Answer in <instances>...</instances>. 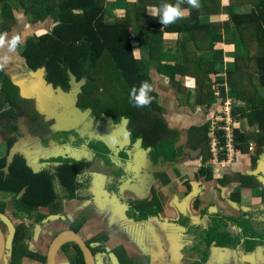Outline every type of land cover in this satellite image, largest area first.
<instances>
[{
  "label": "trees",
  "instance_id": "trees-1",
  "mask_svg": "<svg viewBox=\"0 0 264 264\" xmlns=\"http://www.w3.org/2000/svg\"><path fill=\"white\" fill-rule=\"evenodd\" d=\"M126 8L118 16L110 19L106 12V0H17L32 15V21L53 18V27L40 35L28 36L20 46L23 61L33 72L43 70L44 77L53 87L63 91H70L73 83L79 87L77 92V106L91 110L95 124L100 120L119 124L123 128V138H130L126 144L127 151L116 152L126 161L139 149H144L145 158L151 165L158 166L170 161L178 160L185 154L184 146L178 145L180 131L171 129L162 115L163 106L159 93L154 90L150 94L152 101L146 107H136L130 101V89L139 86L143 80L152 84L150 68L153 62H158V68L170 81L180 82L178 76H189L194 79L196 87V104H207L210 99L217 97L214 85L218 84L220 97L226 96V83L234 103L244 101L245 105H235L231 114L248 125H255L257 141L264 146V97H260L258 87H264V0H229L223 9L229 14L228 25L232 21L234 33L247 48V55L235 59L234 67L226 70L225 80H213L210 74L217 73L214 62L195 61L193 51L188 48V41L194 45L201 41H208V48H212L214 41L221 38L215 33L216 23H201V13L220 11V0H200L199 8H192L187 3L182 8L188 9V15L174 24L164 26L158 17L152 15L158 11L164 2L175 3V0H126ZM249 2L252 7L243 12H234V4ZM2 13L1 31H8L15 24V16L11 0H0ZM152 9H155L153 11ZM165 32H179L177 49L183 54V61L163 62L162 53ZM135 35V36H134ZM198 41V42H197ZM202 43V42H201ZM147 46V48H146ZM142 48L140 51L136 48ZM31 71V72H32ZM72 75L75 77L74 80ZM180 78V79H181ZM1 95L9 108L2 113L3 120L11 118L16 110L27 109V102L19 93L18 87L5 75L2 78ZM23 105V106H21ZM248 106V107H247ZM1 107V104H0ZM39 120L37 114L31 116ZM243 123V124H244ZM43 123L41 127H45ZM17 125L12 123L7 132L16 131ZM33 131H41L34 126ZM39 129V130H38ZM68 130L63 133H68ZM77 133L76 130L71 131ZM217 136L224 142L223 129L216 130ZM211 131L208 124L191 125L188 128V145L197 148L202 143L203 160L212 154L210 148ZM235 143L244 152L248 147L244 145L246 135L238 127L234 129ZM120 138V140H122ZM15 142L14 137H7L8 152ZM66 143V142H65ZM118 143V141H117ZM53 145V144H52ZM89 145L96 147L94 153L101 156L107 164H111L109 154H113V145L106 141H91ZM96 145V146H94ZM62 154L39 156L47 162L53 158L56 164L52 167L39 168L29 162L21 152L14 153L9 161L7 154L0 158V190L13 193V214L19 218L30 219L34 210L39 206L50 207L51 212H58V206L63 198L77 197V190L81 183L79 175L83 172L87 162L85 155L78 154L79 144L68 145ZM73 149V151H72ZM77 152V154H76ZM220 157H224L222 154ZM111 161H110V160ZM39 158L36 162H38ZM253 164L256 158L252 157ZM122 170H116L119 174ZM203 173L210 176L211 170L203 168ZM250 186L261 185L253 175L241 177ZM57 184V185H56ZM264 194V191H263ZM139 218L156 216L162 208L157 196L149 201H137L133 204ZM42 215H38L36 222L41 224ZM68 220V219H66ZM229 219L216 218L211 221L206 232V245L215 241L218 246L235 247L240 238L232 239L227 233L226 224ZM238 223L241 238L256 237L254 242H261L263 234H254L247 220L231 219ZM85 218H77L71 222V229L80 231ZM29 230L23 223L15 227L11 242L12 263L20 264L26 252L25 238ZM106 235H98L88 242L89 246L99 243V247H92L94 254L104 250ZM252 240V239H251ZM252 241H247L245 251H251ZM78 253L71 256L74 264H86L83 253L74 244ZM71 243H65L61 250L70 255ZM120 254L126 256L124 250ZM30 255V254H29ZM122 257V256H121ZM45 259V258H44ZM126 261V260H125ZM125 264V263H124Z\"/></svg>",
  "mask_w": 264,
  "mask_h": 264
},
{
  "label": "crops",
  "instance_id": "crops-1",
  "mask_svg": "<svg viewBox=\"0 0 264 264\" xmlns=\"http://www.w3.org/2000/svg\"><path fill=\"white\" fill-rule=\"evenodd\" d=\"M126 3V0H106L105 7L108 17L113 19L118 16L126 8ZM228 4H230L229 0H220L219 7L222 8L220 11L201 13L198 17L201 23L219 24L215 27V33L220 35L221 38L214 41L212 48L207 47L209 44L207 40L201 41L202 43H196V45L188 41L190 43L188 48L193 51L192 55L195 61L202 63L214 62L218 72L210 74L212 81L225 80L226 70L234 67L235 59L247 55L246 46L240 41L238 35L234 33L232 21L228 25L225 24L229 20V14L223 7ZM251 7L252 4L246 1L243 4H234L231 8L234 12H245ZM12 8L15 24L10 30L2 32L23 34L24 40L20 46L24 44L28 36L48 32L54 25L53 18L50 16L44 20L33 22L32 16L29 17L30 15L26 9L19 3L12 1ZM118 9L119 11H117ZM183 9L185 10L184 16H187L188 9ZM0 17L2 19L1 12ZM179 37V32H165L162 53L163 62L176 63L183 61V54L176 47ZM20 46L13 62L4 71H0V92L2 89V78L5 75L17 87L21 86L20 82L23 77L28 75L30 78L28 86L32 87L22 89V92L18 88L19 93L21 96L22 94L31 95L38 99L49 91H45L44 88L51 87L52 90L55 87L46 81L43 70L33 72L30 68H27V64L23 61V57L20 54ZM136 50L139 49L136 48ZM150 72L152 86L159 93L160 103L163 106L162 115L171 129L185 130L186 132L191 125L208 124V129L210 130L211 121L216 116V112L214 117L210 118L212 115L211 110L210 120L206 121L204 119L205 109L208 106L196 104L194 100L196 98V87L192 77L183 76L181 78L178 76L177 79L180 82L170 81L169 77L159 70L158 62L152 63ZM40 73L43 76L37 77L36 74ZM34 74L36 78H33L32 75ZM213 85L215 92L218 94V84ZM38 86L39 88H37ZM40 86H42V89H40ZM259 88H262L264 92V87L259 86L258 91ZM186 96L193 97V103H195L193 105L196 106L192 112L185 108V105L188 107L186 102L184 104ZM0 104V158L8 153L7 157L10 161L14 153L20 152L15 148L17 146L22 147V145L14 143L12 149L8 152L7 136L5 135L4 140L2 138L7 119L3 120L2 113L9 108V104L4 102L1 93ZM190 106L192 107V105ZM181 107L184 110L180 111V109H177ZM231 117L234 119L233 115ZM220 123L224 124L225 122ZM242 126L244 127V125ZM241 131L244 133L243 129ZM182 134L184 133L180 132L181 136L177 144L184 146L185 154L178 160L154 166L143 156L142 159L136 161L135 165L131 166L128 174H123L122 170L119 174H110L112 179L108 178L109 174H98L93 184L96 186L101 182L105 186L104 191L95 190L92 196L89 192H86L89 195L85 194L83 196L82 194L84 193H82L80 196L78 188L77 197L62 199L60 206H58V212H51L48 206H39L35 209L34 213L37 212L38 215L43 216L40 227L46 228L48 224H51L54 227V232L51 231V233L43 232L41 228L34 229L35 231L32 233L31 225H27V221L32 220L31 218L35 214L33 213L30 219L19 218L14 215L13 193L0 190V219L2 221H5V219L10 221L13 227V234L18 223H23L29 230V236L25 238L28 256L24 255L20 264H43L50 243L56 235L67 229L68 220L73 222L77 218H85V223L79 234L86 241H91L94 237L101 234L108 237L104 250H99L97 253L98 264H114L113 254L119 259L121 264H247L250 257L248 258V253L244 252V247L241 243L244 241L239 235L241 229L238 227V223L230 220L244 218L242 214L244 205L247 202L256 203V206H258L264 199V174L251 173V166L256 167V171L262 170V167L258 164V160L253 164L252 158L251 161L247 158L248 156H246L244 150L236 145L235 138L234 148L231 151L228 150L230 151V156L229 152H224L223 149V151H220L218 160H214L212 154L207 160H203L202 151L205 143H202L203 147L200 153L192 156L190 154V148L192 147L185 144V140H183L185 138ZM126 139L125 141H127ZM256 144L261 146L259 142H256ZM137 153L140 154L141 151L138 150ZM222 154L224 157H220ZM26 158L28 160V155ZM38 158L33 157L29 162L31 163L35 159V165L38 167L42 161L39 158V163L36 162ZM225 158H230V160L224 167L220 161L225 160ZM118 160H122V158L118 157ZM143 167L147 168L144 169ZM203 168L210 169L212 174L208 176L203 173ZM244 175H253L255 180L261 185L250 186L245 184L241 178ZM112 181L114 184L111 183L108 186L107 184ZM80 183V188H83V191L85 189L89 191L91 188L87 180L80 181ZM154 196L158 197L162 208L156 216L139 218L138 213L133 208V204L137 201L152 200ZM72 203L78 204L77 208L71 207L72 210L68 209L67 206ZM8 214H11L19 221L16 222L13 219V222ZM51 214H57L59 217L45 221ZM12 216L11 218H14ZM218 217L229 219L226 224V231L230 238H240V241L237 242L238 245L235 247L228 245L218 246L215 241L210 242L209 245L205 244L206 239L208 240L206 236L210 237L206 232L209 230L211 221ZM66 219H68L67 222ZM12 239L13 236L10 237L9 234V246H11ZM30 239L36 240L39 245L34 243L30 245ZM91 247H99V243H94ZM121 248L127 254L126 256L120 254L121 251H118ZM36 258L40 262H37ZM0 264L12 263L6 258ZM56 264L73 263L59 248L56 254Z\"/></svg>",
  "mask_w": 264,
  "mask_h": 264
},
{
  "label": "rangeland",
  "instance_id": "rangeland-1",
  "mask_svg": "<svg viewBox=\"0 0 264 264\" xmlns=\"http://www.w3.org/2000/svg\"><path fill=\"white\" fill-rule=\"evenodd\" d=\"M12 1L14 3H18L17 0H12ZM152 10L155 11V9H152ZM117 11H119V9ZM0 12H1V9H0ZM27 13L30 15L29 17L32 16L30 12L27 11ZM1 23H2V19L0 17V28H1ZM0 32H2L1 29H0ZM141 49L142 48L140 47L139 51ZM17 51H19V48ZM32 76L33 78H36V76L42 77L43 74L42 73L36 74V76L34 74ZM72 78L74 80L75 77L72 75ZM29 81H30V78L28 77V75L26 77H23L22 81L20 82L21 86H18V88L20 89V92L23 91L22 89H28V87H32V86H28ZM225 86H226V96L225 97H220L215 92L217 97H215L214 99H210L209 102L205 104L206 106H208V108L205 109L204 119L206 121H209L210 118L214 117L215 112H216V116L214 117V119L218 120L219 122H225L224 123L225 126H228L230 131H234L236 127H238L240 130L243 129L246 135V140L244 142V145L248 147L247 151L245 152L246 156H248L247 158H249L250 161H251V158L254 156L256 160H258L257 161L259 162L258 164H260V166L262 167V170L256 171L257 170L256 167L254 168L251 166V169H252L251 173L252 174H261V173L264 174V168H263L264 167V146H258V144H256V142H258L257 141L258 135H257V129L255 125L254 124L248 125L247 123L243 124L242 120L238 119V116L235 117L233 115L234 119H232L231 117L232 115L231 110L235 105H245L246 106L247 104H244L243 102L240 103V101L238 102V100L234 103L232 94L230 92L229 85L226 83ZM37 88H39V86ZM40 89H42V86H40ZM44 90L45 91L49 90L50 92L49 91L48 92L50 93V95H48L49 94L48 92H45L42 96H40L37 99V97L22 94V98L27 102V105H28L27 109L24 108L23 111H20L19 109L16 110L14 115H12L11 118L6 120V124H5L4 131H3L4 136H2V138L4 140L5 135L7 137L9 136L14 137L15 138L14 143L19 144L20 146L22 145V147L17 146L15 149H17L20 152H22L24 149H27L28 161H29L33 157H39L40 154H44L47 156L48 155L58 156L57 154L64 153L65 151L68 150L69 147L66 144H59L58 142L64 141L66 139L69 141L68 145H75V146L76 144L81 145L79 146L80 150L78 151V154L80 155L84 151V147L82 148L83 144H87V142L91 143V141L97 142V141L103 140L108 143H111V141L109 140L107 136L115 131V136L117 138L118 143H115V144L111 143V145H113V148H114L113 156L112 154L108 155V157L112 160L111 161L109 159L111 161V164H107V163L103 164L102 162L103 160L101 158L99 159L96 158V161H95V159H92L93 158L92 151H89L87 149L88 150L87 152L85 150L87 154L86 161L87 160H91V161H89L86 164L85 168L83 169V172L80 173L79 180L81 182L87 180L90 183L89 187L91 188L89 189V191H87L86 189L83 191V188L79 187L78 193L80 194V196L82 193H84L82 195L85 196L86 192H89L92 196L93 191L95 190H101V191L105 190V186L104 184L102 185L101 182H99L96 186H94L93 184V182L96 181V177L98 174H109L108 175L109 179H112V175L110 174H113L115 170L120 169V170H123V174L124 173L128 174L131 166L135 165L137 160L139 161V159H142L143 156H145L144 149H139L141 153L138 154L137 152H134V154L129 157V160L127 162L124 160H118L117 153H116L117 156L115 155L116 145H117V148H119L118 151L120 149H121L120 151L122 150H124V152L127 151L125 146L128 143V141L126 144H124L123 141H125V138L122 139L123 128L119 126V124H115L113 122L110 123V121L107 122L104 120H100L96 125L94 120L91 119L92 118L91 110L82 109L76 104L77 103L76 102L77 92H79V87L76 84L73 83V88L72 90H70V92L59 90L58 88H52L51 90V87H46L44 88ZM259 92L258 93L260 94V96H264V95H261V94H264V92L262 91V88H259ZM185 102L188 104V107L185 105V108L186 109L188 108V111L192 112L193 110H195L196 105H193L195 103H193L192 96L191 97L186 96L184 99V104ZM190 105H192V107ZM45 106H46V109H45ZM197 108H198V105H197ZM177 109H180V111L184 110L182 109V107L177 108ZM207 109L209 110L207 111ZM211 110H212V115L209 118V115L211 114L210 112ZM35 114H37V118L39 120H33L31 116ZM12 123L17 125V129L16 131L9 133L7 132V130L11 127ZM43 123L46 124L45 127H41ZM242 125H244V127ZM34 126L39 127L41 131L40 132L33 131ZM65 130H68L69 132L66 134H63L62 132ZM73 130H76L77 133H72L71 131ZM120 138L122 140H120ZM183 140H185V144L187 145L188 141H186V139H183ZM52 144H54V147ZM89 146L88 147L90 149L92 148L96 149V147H93L91 145ZM227 149L226 150L224 149V152L228 153L229 151ZM226 159L227 158H225V162L222 163L224 167L228 163ZM113 160L115 161L113 162ZM47 163H51V165H54L57 162L56 160L51 158V160H48L47 162L39 163L38 167L44 168V166ZM143 168L145 169L147 167H143ZM142 173L144 174V172ZM111 183H113V181L109 182L107 185L109 186ZM86 195H89V194H86ZM262 201L260 204H258V206H256V203L251 204L248 202L244 205V212L242 214V217L244 215V218L242 219L247 220L245 225L251 228L252 233L257 234V235L263 234V236L259 238V241H261L259 244L257 242H254L256 237H247L246 239L244 238L243 242H241L243 244L242 246L244 247V252H246L245 248L246 246H248L247 241L249 240L252 241L249 246L253 247V249L251 251H247L248 253L247 256L248 258L250 257V260H248L247 264H264V199ZM77 206L78 204L72 203L68 205L67 207L68 209L72 210L71 207L77 208ZM34 214L35 216L31 218L33 222L32 220L27 221V225H31L30 227L32 229V233L33 231L39 228H41L43 232H48V233H51V231L54 232V227L51 224H48V226H46L45 228V227H40L41 224H39V222H34L36 221L38 213L35 212ZM8 216L10 217L12 221L13 219H15V217L12 216L11 214H8ZM11 216L14 218H11ZM15 221L18 222L19 220L17 221V219H15ZM30 240H31L29 242L30 245H32L33 243L35 245L36 244L39 245V243L36 240H33V239H30ZM60 256L64 257L62 255Z\"/></svg>",
  "mask_w": 264,
  "mask_h": 264
},
{
  "label": "clouds",
  "instance_id": "clouds-1",
  "mask_svg": "<svg viewBox=\"0 0 264 264\" xmlns=\"http://www.w3.org/2000/svg\"><path fill=\"white\" fill-rule=\"evenodd\" d=\"M187 3L192 8L200 7V0H175V3L164 2L159 5L158 11L152 15L159 18L160 22L164 25L176 23L178 20L183 19L185 10L182 4ZM24 40V35L21 33L13 32H0V71H4L14 60L17 50ZM153 86L148 80L140 82L139 86L133 85L130 89V101L136 107H146L152 101ZM111 143H117L115 131L107 136Z\"/></svg>",
  "mask_w": 264,
  "mask_h": 264
},
{
  "label": "water",
  "instance_id": "water-1",
  "mask_svg": "<svg viewBox=\"0 0 264 264\" xmlns=\"http://www.w3.org/2000/svg\"><path fill=\"white\" fill-rule=\"evenodd\" d=\"M128 143L130 142V138L127 137L126 139ZM126 141V142H127ZM203 147V144L201 146H198L197 148L193 149L190 148V154L192 156L198 155ZM59 215L57 214H51L49 215L45 221L48 219H56ZM62 218H64L62 216ZM5 222L10 225V237L13 236V228L10 223V221L5 219ZM74 241L81 249L85 263L86 264H97L96 256L92 250V248L86 243V241L81 237L79 233H77L74 230H64L60 232L56 237L53 239V241L50 243L48 251H47V264H56V254L59 248L66 242ZM7 245H10L9 242L6 244L5 235L0 227V261L2 260L4 256V250ZM112 259L114 264H121L119 259L115 256V254L112 255Z\"/></svg>",
  "mask_w": 264,
  "mask_h": 264
},
{
  "label": "flooded vegetation",
  "instance_id": "flooded-vegetation-1",
  "mask_svg": "<svg viewBox=\"0 0 264 264\" xmlns=\"http://www.w3.org/2000/svg\"><path fill=\"white\" fill-rule=\"evenodd\" d=\"M180 132H183L184 134H182V136L185 138V139H187V141H188V131H186L185 132V130H182V131H180ZM63 133V132H62ZM73 133V132H72ZM63 134H66V133H63ZM181 136V135H180ZM66 142V143H65ZM59 144H68L69 143V141L66 139V140H64V141H59L58 142ZM57 144V143H56ZM86 145V146H85ZM65 146V145H64ZM89 142H87V144H83V146H82V148L84 147V151H83V153L81 154V156L83 155L84 156V154H86V151L88 152V150L89 151H92V153H93V158L92 159H95V161H96V158H101L103 161L102 162H104V163H106L105 162V160L101 157V156H99V155H97V154H95L94 153V151H95V149L94 148H92V149H90L89 147ZM53 147H54V144H53ZM63 148H65V147H63ZM88 149V150H87ZM86 150V151H85ZM138 151V150H137ZM136 151V152H137ZM24 156H27L28 155V151H27V149H24L22 152H21ZM51 154V153H50ZM43 154H40L39 156H42ZM112 156H113V154H112ZM117 156V155H116ZM87 157V154L85 155V158ZM118 157H120L119 155H118ZM40 158V157H39ZM129 159H127L126 160V162L128 161ZM89 161H91V160H87L86 162L88 163ZM93 161V160H92ZM98 161V160H97ZM42 163H44V161H41ZM103 163V164H104ZM51 167L53 166V165H50ZM43 167V166H42ZM44 167H46V165L44 166ZM137 167V166H136ZM116 171V170H115ZM115 171L113 172V174L115 173ZM49 210H50V208H49ZM66 222H67V220H66ZM71 220H68V224H67V229L66 230H74V229H71ZM0 227H1V229H2V231H3V233H4V235H5V240H6V244L8 243V240H9V234H10V225L9 224H7L5 221H2L1 219H0ZM13 228V227H12ZM82 228V227H81ZM81 228H80V230H81ZM74 231H76V230H74ZM77 232V231H76ZM80 232V231H79ZM79 232H77V233H79ZM83 238V237H82ZM84 239V238H83ZM85 240V239H84ZM86 241V240H85ZM88 242L89 241H86V243L88 244ZM66 243H71V250H70V255H65V253H64V255L67 257V258H69L70 259V261H72V263H73V258L71 257V256H73L74 257V255H76L77 253H78V251H77V249H76V247H75V245L74 244H76L74 241H70V242H66ZM91 247V246H90ZM92 248V247H91ZM93 250V249H92ZM60 251L63 253V251L60 249ZM94 252V251H93ZM247 252V251H246ZM245 252V253H246ZM95 256H96V261H98V259H97V254H95ZM8 259L11 263H12V253H11V246H9V245H7L6 247H5V250H4V256H3V258H2V260L0 261V263L4 260V259ZM37 262H40V260L38 259V258H36L35 259ZM42 263V262H41ZM13 264V263H12ZM43 264H47V255H45V259H44V261H43ZM74 264V263H73ZM98 264V263H97Z\"/></svg>",
  "mask_w": 264,
  "mask_h": 264
},
{
  "label": "built area",
  "instance_id": "built-area-1",
  "mask_svg": "<svg viewBox=\"0 0 264 264\" xmlns=\"http://www.w3.org/2000/svg\"><path fill=\"white\" fill-rule=\"evenodd\" d=\"M223 129L224 134L223 136L225 137V140L223 143H221V139L217 136L216 130ZM210 131L212 133V137L210 138V147H211V152H212V158L214 160H218V157L220 155V151H223V149L230 150L234 148V135L233 131L229 130L228 126H225V124H221L218 120L213 119L211 121L210 125ZM230 151H229V156H230ZM230 158L227 159L229 161ZM221 163L225 162V160L220 161Z\"/></svg>",
  "mask_w": 264,
  "mask_h": 264
}]
</instances>
